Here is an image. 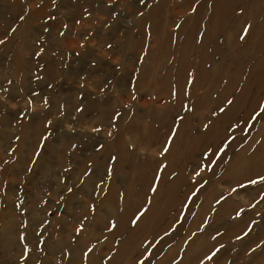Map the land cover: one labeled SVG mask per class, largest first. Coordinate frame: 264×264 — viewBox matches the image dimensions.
Masks as SVG:
<instances>
[{
  "label": "rangeland",
  "instance_id": "374dc122",
  "mask_svg": "<svg viewBox=\"0 0 264 264\" xmlns=\"http://www.w3.org/2000/svg\"><path fill=\"white\" fill-rule=\"evenodd\" d=\"M37 2L39 0H0V39L12 28L16 29L9 37V41L0 45V85L4 84L5 78H9L16 82L11 86L13 90L22 85L26 90L33 88L41 93L46 92L43 81L30 83L29 71L37 74L40 72L33 67L37 63L36 59L28 56L27 52L31 51L33 39L39 35H43L46 41H54L60 23H71L72 17H78L84 7L89 8L93 13L87 22H83L85 27L92 30L93 37L90 38L86 49L81 50L80 58L68 59L71 70L65 71L64 78L56 85V91L51 93L53 106L50 111L45 110L43 115L54 117L57 101L67 102L65 117L54 121L52 143L57 146V153L52 157L46 152L41 162L42 167L34 170L31 176L24 177V161L27 159L26 153L31 151V144L35 142V134L40 130L39 121L43 119V115L38 114L33 125L25 124L22 129L20 125L13 127L15 122L9 111H0V264H18L21 253V246L17 241L19 231H26L30 248L36 239V232H42L46 240V244L43 245L44 251L41 253L33 248L26 264H35L36 260L41 264H70V262L79 264V250L90 237L84 235L78 244H70L69 233L72 229L70 218L79 215V209L83 206L80 196L83 192L91 191L94 181L99 183V174L86 180L82 191L68 199L67 208H59L55 200L48 198L46 193L51 192L55 197L58 191L55 165L67 163L61 153L70 143L78 145L71 156L74 164L79 163L76 171L69 173L73 182L85 158L91 156L94 160H98L100 167L103 168L104 158L108 157L109 153L118 156L106 201L109 211L115 214L117 189L121 186L142 188L146 186L147 178L152 174V169L155 167V152L159 147L158 141L163 139L173 115L180 108L179 90L185 84L186 70L195 69L197 78L192 90L193 93H199L203 97L206 110V107L211 106L209 94H215L221 75L231 76L227 87V90L231 91L241 71L251 67V78L236 107L228 116L218 121L207 136L190 135L186 126L181 127V136L185 142L184 153L181 158L175 160L169 158L172 160V167L180 172V177L170 185L167 199L149 214L147 230L150 232L158 230L162 222L166 223L171 218L175 211L174 206L179 204L187 192L188 183L185 173H191L195 167L204 142L211 141L215 144L219 141L224 136V126L229 120L235 119L238 115L246 118L255 107L256 99L262 94L264 0H200L196 14L188 18H184L182 14L187 10L189 3H194L195 0H159L158 4H154L153 0H147V4H152L151 9L138 5L136 0H115L111 9L106 7L109 0H57L56 9L51 8L50 0H44L43 7L36 9ZM209 3L213 5L211 11L208 9ZM239 7H243L245 11L237 18L234 17L233 10L238 11ZM137 8L145 12L143 17L135 15ZM112 11L117 13L114 19L110 15ZM49 13L59 17L55 22L49 21L50 35L43 32L41 25V20ZM22 15L25 16L24 21L19 19ZM205 17H211L209 33L204 43L197 46L193 42L196 22L204 21ZM185 19L187 23L184 22ZM244 20L250 21L253 29L246 42L241 45L235 38L234 29L239 28ZM102 21H109L111 27L104 28ZM174 21L182 23V28L174 29ZM146 23L152 25L151 37L146 33L144 27ZM224 32H227V41L225 46L221 47L216 43V37ZM177 34L184 39H178ZM172 38H177L175 44L170 42ZM78 40L79 36L70 38L65 42L64 47L72 48ZM105 41L115 45L114 51L117 55L113 56V59H119L122 65L119 73L110 67V62L100 64L95 70L88 66L89 61L97 56L99 45ZM144 44L150 46L149 54L146 61L139 64L137 57ZM209 45L213 47L212 52L207 51ZM44 46L48 49L55 47V44L45 43ZM108 54L110 53H102V55ZM39 62L47 65L44 70L46 79L60 76L58 59L45 55ZM206 62L214 63L215 67L211 72L206 70ZM134 65L141 71L136 81L137 101L130 102L126 95L120 96V92L125 89L131 90L130 82ZM77 72L86 77L92 75L94 80H98L95 76L96 72H104L112 83L109 86L111 91L103 98L97 96L94 101L90 98L86 100L89 111L82 115L76 114L78 119L72 126L77 132L71 133L68 131L69 114H74L72 105L77 103L75 100ZM173 84L178 94L175 101H170L169 93ZM152 97L155 99L153 100ZM121 102L130 103V108L123 109ZM112 107L120 108L122 111V118L117 121L119 131L114 134V139L118 137V140L114 145L112 144L114 139L107 141V146L98 156L94 152V145L97 142L104 143L106 137L103 134L93 135L88 129L94 123L107 124ZM180 114L183 115L182 112ZM245 127L247 125L243 120L238 121V127L232 133L235 139L215 165L216 175L207 171L203 174L211 180V183L194 198L195 203L190 205L191 211L196 212V216L187 214L184 228L171 238H165L167 243L158 246L150 260H155L156 264H170L171 259L178 253L180 237L195 230L202 218L211 211L213 196L226 189L229 183L234 185L237 179L242 180L245 176L254 177L256 173H264V117L253 122L247 132H242L241 129ZM14 133L22 136L18 146L13 143ZM129 141L135 143V150L126 147ZM256 141L260 143L256 144ZM10 147L16 148L12 154L19 159L18 162L5 165L4 160L11 161V157L7 154ZM173 151L175 152V149ZM229 157H232V161L229 165H225L224 161ZM21 177L24 179L23 183ZM260 191H264V185L249 186L247 190H241L239 196L233 194L227 202L216 206L217 212L212 215L211 228L207 231L218 228L224 233L222 237H218L219 242L225 245L219 254L220 264H229V262L230 264H264V245L260 248L256 247L264 240V200H260L257 195ZM252 197H256L259 202L255 207H248ZM42 198L47 199V203L42 208H37V203ZM21 200L23 204L17 209L15 204ZM84 200H87L86 196ZM238 207L244 208V212L235 220L229 219ZM45 210L51 215L46 216ZM43 219H49L50 223L42 229L39 223ZM21 221H27L26 230L19 227ZM253 221L256 223L253 224ZM58 222L60 228L56 227ZM248 225H251L250 230ZM207 231L203 238L198 239L196 244L188 249L182 264H196V258L203 248L212 243L211 241L204 243ZM242 231H248V235L241 240H235V235L242 234ZM117 234L122 235L123 243L118 255L109 264H133L139 254L140 237L145 234L144 226L142 225L140 230L132 234H126L121 226ZM109 240H112L111 236ZM65 248L74 249V255L62 256L61 252ZM249 248H254L255 251L249 253ZM107 249V243L97 245L89 258V264H99L100 256L104 255ZM160 252H164L165 255L158 258Z\"/></svg>",
  "mask_w": 264,
  "mask_h": 264
},
{
  "label": "snow or ice",
  "instance_id": "6c2138e0",
  "mask_svg": "<svg viewBox=\"0 0 264 264\" xmlns=\"http://www.w3.org/2000/svg\"><path fill=\"white\" fill-rule=\"evenodd\" d=\"M51 8L56 9L57 0H50ZM44 0H39L35 3L36 9L43 7ZM115 0H109L106 7L111 9ZM136 3L141 6H146L151 9L152 4H147V0H136ZM154 4H158L159 0H153ZM200 0H195L194 3H189L186 11L183 12V17L188 18L196 14ZM213 5L208 4V9L211 11ZM244 8L239 7V10H233L234 17H241L244 14ZM93 15L89 11V8L84 7L81 9L78 17L73 16L71 23L61 22L56 30V37L54 41H46L43 35H39L33 39V47L31 51L27 52V55L36 59L37 63L33 65L40 74L37 72L29 71L30 83L35 81H43L44 88L47 90L44 93L36 91L33 88L27 90L21 85L15 90L11 87L16 83L13 79L5 78L4 84L0 85V111H9L12 115V120L15 125H20L21 128L25 127V124L29 126L33 125L36 121L38 114L43 115L45 110H51L53 104L51 100V93L56 91V85L59 80L64 78L65 71L71 70V65L68 59L71 57L80 58L81 50L86 49V45L90 42V38L93 37V32L90 28L85 27L83 22H87ZM114 19L117 13L112 11L110 13ZM137 17H143L145 12L140 8L135 11ZM21 21L25 20V16H20ZM59 17L55 14L49 13L45 18L41 20V25L44 33L51 34V27L49 21L55 22ZM187 23V20H184ZM104 28H110L111 24L109 21H102ZM211 23V17H205L204 21H197L196 32L193 35V42L199 46L204 43L206 36L209 33V25ZM174 29H181L182 23L173 22ZM146 33L151 37L152 25L146 23L144 25ZM253 24L250 21L244 20L241 22L240 27L234 29L236 32V40L243 45L246 42L247 37L252 33ZM16 31L12 28L2 39H0V45L5 44L9 41V37ZM79 36V40L75 43L74 47H64L65 42L70 38L74 39ZM177 38L183 40L184 37H180L177 34ZM177 38L170 39L172 44L176 43ZM227 41V32L221 33L216 37V43L223 47ZM55 44V47L45 48L44 44ZM149 45L144 44L140 49V53L137 57V62L143 64L149 54ZM115 45L111 42H103L99 45V51L97 56L93 57L89 61L90 69H97L100 64L110 62V67L117 73L121 70V63L119 59H113L117 53L114 51ZM208 52L213 51V47L209 45L207 47ZM110 53L108 55H102V53ZM45 55H49L53 59L59 60V69L61 74L59 77L52 76L46 79V72L44 71L47 67L46 64L40 63V58ZM219 61V56H217ZM171 62V61H169ZM215 65L213 62H206L205 68L209 72L214 69ZM141 69L134 65L131 76V90H122L120 96H127L130 102L137 101V89L136 81L139 78ZM252 69L249 67L246 70H242L236 83L232 86V90L228 91L227 87L230 84V75H221L219 79V87L216 89L215 94H209L211 106L206 107L203 102V97L199 93H193V87L197 78L195 69L186 70L185 73V84L179 90L181 97L180 108L173 115L171 123L169 124L167 131L164 133L163 139L159 140V147L155 152V167L152 169V174L147 178L146 186L142 188H128L121 186L116 192L115 201V214L109 211V206L106 203L107 198L111 189V182L114 175V166L118 162V156L113 153H109L108 157L104 158L103 168L100 167L98 160H94L91 156L85 158L83 166L80 167L77 173L76 180L73 182L69 173L76 171L79 167V163L74 164L72 161V153L77 150L78 145L76 143H70V145L61 153L67 160L66 164H57L56 166V181L58 185V191L55 193V197L51 192L46 193L48 198H53L55 204L59 208H67L68 199L76 196L78 192H81L86 180L93 176L98 175L99 183L93 182L91 191L83 192L80 199L83 201V206L79 209V215L71 217L72 229L69 233V243L78 244L80 238L84 235H88L90 238L85 241L82 248H80V259L79 264H89V258L91 254L96 250L97 245L108 244L106 253L99 258V264H109L113 261L119 253V248L123 243V237L117 234V230L123 226L126 234H132L142 228L145 229V234L140 237L139 240V254L135 257L133 264H156L155 260H150L152 255L158 246L166 244L165 238H171L177 234L180 229L184 228V221L187 218V214H191L192 217L196 216V212L191 211L190 205L195 203L194 198L198 196L203 190H205L211 183L209 178H206L203 174L207 172L213 173L215 165L219 159L225 154L229 144L235 139L232 133L238 127V121L243 120V123L247 127L241 129L242 132H247L252 126L253 122L264 117V79H262V94L256 99L255 107L251 109L248 116L242 117L237 116L235 119L229 120L224 126V136L213 144L211 141L204 142L203 148L200 150V158L197 160L195 167L191 170V173H185L187 176L188 190L185 192L183 199L180 200L178 205H175V211L171 215V218L166 223L161 224L158 230L150 232L147 230L149 225V214L153 213L154 209L159 204L167 199L170 193V185L179 179L180 172L172 167V160L181 158L185 150V142L181 136V127L186 126L189 129L190 135L198 137H205L212 130L213 126L220 121L223 117L228 116L231 110L236 107L238 100L243 95V91L247 85V82L251 78ZM95 76L98 80H94L92 75L84 76L79 72L76 73L75 87L76 95L75 100L77 103L72 105V113L69 114V127L68 131L76 133L77 129L72 126L78 119L76 114H84L89 111L86 100L90 98L95 100L97 96L104 97L108 94L111 79L104 72H96ZM87 93V96H86ZM177 89L173 84L169 93L170 101H175L177 98ZM154 100L155 97H152ZM21 101L23 103L21 104ZM11 102V103H10ZM66 101H57L56 113L52 117L50 115H43V119L39 121L40 130L35 134V142L31 144V151L27 152V159L24 161L23 174L24 177L31 176L34 170L42 167V160L45 153H49L50 156L55 157L57 153V146L52 143L54 136V121L64 118L66 115ZM247 103V101H246ZM121 107L125 110L130 108V103L121 102ZM183 113L181 115L180 113ZM122 118V111L120 108L112 107L109 113V120L107 124L94 123L88 131L93 135L103 134L106 137L104 143L97 142L94 145V152L100 156L102 150L107 146V141L114 139V134L119 131V125L117 121ZM187 122V124H185ZM13 143L19 144L22 140V136L19 134H13ZM260 141H256L259 144ZM51 145V147H50ZM126 147L129 150H135L136 145L134 142L129 141ZM175 149V152L173 151ZM16 151L15 147H10L8 155L11 157L10 160H4L3 164L7 165L10 162H18V157L12 153ZM172 157V160L169 158ZM232 161V157H229L224 161L225 165H229ZM24 182L21 177V183ZM257 184L264 185V173H256L255 176H245L242 180L237 179L233 183H229L226 189L221 190L216 196H213L212 204L210 205L211 211L206 214L201 222L197 225L195 230L187 232L186 235L180 237L181 243L178 246V253L171 259L170 264H182L184 255L187 254L189 248L196 244L197 240L203 238L207 229L211 228V217L217 212V205L227 202L233 194L240 195L241 190H247L249 186H255ZM260 200H264V191L257 193ZM87 200H84V197ZM252 202L248 204V207H255V204L259 201L256 197L251 198ZM47 203V199L42 198L37 203V208H42ZM23 201H18L15 204L17 209H20ZM199 207V205H196ZM244 212V208L234 210V215L230 216L229 219L235 220L241 216ZM23 215V213H21ZM45 215L50 216L51 213L45 210ZM59 215V213H58ZM50 223L49 219H43L39 223L40 228H44L45 225ZM253 224L256 221L252 222ZM19 227L21 229H27V221H21ZM60 228L59 222L56 225ZM249 230L251 225H248ZM98 233V234H97ZM214 233V234H213ZM224 235L220 229H212L207 231L206 240L212 243L207 244L206 248L201 247L203 250L196 258V264H220L219 254L222 249L225 248L223 243H220L218 237ZM248 235V231H242V234L235 235V240H241L244 236ZM109 236L112 240H109ZM36 239L33 241L32 248L29 247L28 236L26 231H19L17 234V241L21 246V253L18 258V264H26L29 259L30 253L33 248L38 252H43V245L46 244V240L42 232L35 233ZM55 239L54 237H50ZM264 245V240L261 241L256 247L260 248ZM171 247V245H168ZM254 248H249L248 252H254ZM74 249L65 248L62 250L61 255L64 257H70L74 255ZM164 252L159 253V257H163ZM35 264H41L39 260H36ZM71 264V262H70ZM230 264V262H229Z\"/></svg>",
  "mask_w": 264,
  "mask_h": 264
},
{
  "label": "bare ground",
  "instance_id": "6f19581e",
  "mask_svg": "<svg viewBox=\"0 0 264 264\" xmlns=\"http://www.w3.org/2000/svg\"><path fill=\"white\" fill-rule=\"evenodd\" d=\"M225 7V6H224ZM200 11V10H199ZM216 13V12H215ZM177 37V36H176ZM263 47V46H262ZM23 129V128H22ZM116 140H118V137H115V139L113 140L112 144L114 145L116 143Z\"/></svg>",
  "mask_w": 264,
  "mask_h": 264
}]
</instances>
